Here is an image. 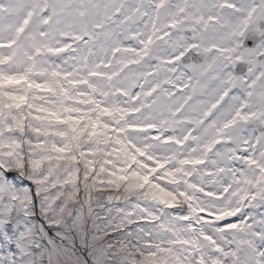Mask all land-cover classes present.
<instances>
[{
    "label": "clouds",
    "instance_id": "clouds-1",
    "mask_svg": "<svg viewBox=\"0 0 264 264\" xmlns=\"http://www.w3.org/2000/svg\"><path fill=\"white\" fill-rule=\"evenodd\" d=\"M0 89V264H264V0H0Z\"/></svg>",
    "mask_w": 264,
    "mask_h": 264
},
{
    "label": "snow or ice",
    "instance_id": "snow-or-ice-1",
    "mask_svg": "<svg viewBox=\"0 0 264 264\" xmlns=\"http://www.w3.org/2000/svg\"><path fill=\"white\" fill-rule=\"evenodd\" d=\"M21 79L23 78L21 77ZM5 81L6 82H16V78L9 76L5 78ZM37 87H40V85H37ZM26 104L27 102H26L25 96L17 95L15 93L7 92V91L0 89V132L3 133L2 135H0V148L4 147V144H3L4 138L12 132V128L10 124H11V120L15 119V114L12 113V109L14 108L20 109L23 106H26ZM69 119L71 120V117H69ZM6 125H8L9 127L7 131H3ZM22 126H23V122L20 120H17V127H22ZM72 128H73V131H79V132L84 131V129H77L75 124L72 125ZM8 147L10 148L11 144H8ZM229 215L231 214L229 213ZM225 226L228 228H236L238 226V223L226 222Z\"/></svg>",
    "mask_w": 264,
    "mask_h": 264
}]
</instances>
